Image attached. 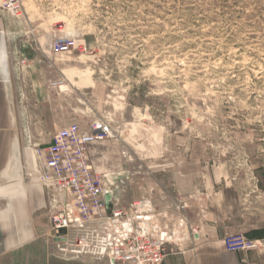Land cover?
Listing matches in <instances>:
<instances>
[{
  "label": "rangeland",
  "instance_id": "obj_1",
  "mask_svg": "<svg viewBox=\"0 0 264 264\" xmlns=\"http://www.w3.org/2000/svg\"><path fill=\"white\" fill-rule=\"evenodd\" d=\"M4 2L14 99L37 107L42 82L70 125L110 124L88 155L113 168L103 175L123 206L150 202L135 189L152 177L165 203L176 171L237 184L244 202L263 197L264 0H20L18 14ZM57 40L70 51L55 52ZM185 207L156 211L179 243Z\"/></svg>",
  "mask_w": 264,
  "mask_h": 264
},
{
  "label": "crops",
  "instance_id": "obj_2",
  "mask_svg": "<svg viewBox=\"0 0 264 264\" xmlns=\"http://www.w3.org/2000/svg\"><path fill=\"white\" fill-rule=\"evenodd\" d=\"M2 31L0 27V264H108L90 259L64 260L56 255L48 235L47 189L35 180L36 147H29L28 142L50 144L54 133L70 124L64 120L60 97L40 81L37 107L14 99ZM96 159L91 154L94 165ZM94 169L99 174L113 170L105 165ZM173 175L165 203L160 202L161 192L154 177L142 178L135 189V199L151 200L156 211L176 212L186 205L183 212L188 215L190 241L181 251L173 247L163 264H264V195L244 202L237 184L220 183L218 178L201 183L186 171ZM240 234L260 241L263 248L227 251L225 238Z\"/></svg>",
  "mask_w": 264,
  "mask_h": 264
},
{
  "label": "built area",
  "instance_id": "obj_3",
  "mask_svg": "<svg viewBox=\"0 0 264 264\" xmlns=\"http://www.w3.org/2000/svg\"><path fill=\"white\" fill-rule=\"evenodd\" d=\"M4 8L18 14L20 0H5ZM54 50L67 53L70 45L57 40ZM89 130L86 134L80 125L72 124L58 129L45 148L35 146V180L47 189L48 235L56 255L108 264H163L173 247L181 251L184 241H190L189 234L177 242L171 217L157 214L148 201L123 206L118 187L110 183L108 175L94 170L88 155L91 144L112 137V127L99 120ZM178 220L186 228V216ZM224 245L229 252L263 248L260 241L242 234L227 236Z\"/></svg>",
  "mask_w": 264,
  "mask_h": 264
},
{
  "label": "water",
  "instance_id": "obj_4",
  "mask_svg": "<svg viewBox=\"0 0 264 264\" xmlns=\"http://www.w3.org/2000/svg\"><path fill=\"white\" fill-rule=\"evenodd\" d=\"M109 199H110V196H107V197H106V200L109 201Z\"/></svg>",
  "mask_w": 264,
  "mask_h": 264
},
{
  "label": "bare ground",
  "instance_id": "obj_5",
  "mask_svg": "<svg viewBox=\"0 0 264 264\" xmlns=\"http://www.w3.org/2000/svg\"><path fill=\"white\" fill-rule=\"evenodd\" d=\"M66 86H63V88H65Z\"/></svg>",
  "mask_w": 264,
  "mask_h": 264
}]
</instances>
